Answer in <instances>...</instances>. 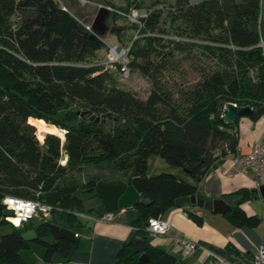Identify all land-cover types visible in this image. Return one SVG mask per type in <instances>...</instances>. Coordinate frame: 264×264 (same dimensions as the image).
Returning a JSON list of instances; mask_svg holds the SVG:
<instances>
[{
	"label": "trees",
	"instance_id": "obj_1",
	"mask_svg": "<svg viewBox=\"0 0 264 264\" xmlns=\"http://www.w3.org/2000/svg\"><path fill=\"white\" fill-rule=\"evenodd\" d=\"M149 1L152 10L142 9V0L106 4L110 15L126 20L131 10L145 13L140 27L127 20L138 29L137 37L120 43L131 42L129 68L150 80L147 95L140 97L116 83L118 65L93 60L103 35L85 29L83 23L91 19L80 20L60 0H0V224L11 227L0 236V264H27L21 250L30 246L20 235L29 221L16 226L4 219L11 213L2 202L5 195L52 205L46 221L76 232L85 224L78 212H105L97 180L76 179L82 165L114 161L118 169L146 175L149 157L157 155L200 176L217 156L237 153L239 117L224 122L226 102L251 106V119L264 116V47L259 46L264 0H169L172 12L165 15L155 8L162 0ZM197 45L211 62L198 79L165 73L170 54ZM128 118L133 122L127 127L116 125ZM37 120L62 129V140L47 131L39 140ZM195 191V185L172 173L147 176L142 193L151 202L134 204L133 235L119 249L118 264H137L136 240L145 243L148 264H175L174 255L150 243L148 219L154 206L163 211L174 206L175 198ZM85 192L97 196L98 203L85 208L79 195ZM239 193L225 196L234 198L236 209L224 216L235 226H254L257 218L238 207ZM33 226L45 261L55 253L67 258L77 245L78 237L47 241L44 221Z\"/></svg>",
	"mask_w": 264,
	"mask_h": 264
},
{
	"label": "crops",
	"instance_id": "obj_2",
	"mask_svg": "<svg viewBox=\"0 0 264 264\" xmlns=\"http://www.w3.org/2000/svg\"><path fill=\"white\" fill-rule=\"evenodd\" d=\"M235 127L238 136L237 154L247 153L256 140L264 143V116L256 119L240 116ZM150 161L151 156L148 159L147 176H150L148 172ZM92 164L99 166L86 169L81 182L91 179L97 181L123 179L134 172L133 168L118 169L114 161ZM85 165L88 164L82 165L81 171ZM232 168H234L232 157L220 155L211 162L198 180L193 179L184 168L171 170L178 178L195 185V194L206 200L225 198L233 192L240 191L241 201L238 207L258 220L256 225L251 227L235 226L224 213H215L196 206L183 209L174 205L160 211L159 217L167 221L169 227L165 235H151L150 243L174 255L175 264H210L208 250L230 262L249 263L258 244L264 242V195L259 193V189H255L251 171L227 173ZM244 189L249 190L248 198L242 194ZM188 212L199 216L201 221L194 220ZM112 213L114 214L112 221H94L81 216L85 224L76 229L77 245L69 256L64 258L61 254L55 253L50 261H45L43 251L42 253L39 251L38 264H118L117 253L123 243L133 235V222L138 212L132 205ZM49 236L53 241L52 236ZM176 238L194 241L205 249L198 248L188 254H181Z\"/></svg>",
	"mask_w": 264,
	"mask_h": 264
},
{
	"label": "rangeland",
	"instance_id": "obj_3",
	"mask_svg": "<svg viewBox=\"0 0 264 264\" xmlns=\"http://www.w3.org/2000/svg\"><path fill=\"white\" fill-rule=\"evenodd\" d=\"M64 3V5L69 9L71 13H73L80 20L87 21L92 20L97 12V2L99 4L108 6L107 1H112L116 5H122L123 0H60ZM169 0H162L155 5V8H160L162 11V15L169 14L172 12L170 6L168 4ZM98 4V5H99ZM108 4V5H106ZM150 4L149 0H142V9L144 8H152L147 5ZM152 10V9H151ZM107 24V30L101 37V41L103 45L95 51V56L93 60L95 61H106L108 59V44H120L123 42H127L129 38L134 39L135 35L138 33V29L133 27L125 18L122 16H115L111 14L107 20H105ZM117 31L119 35H117ZM137 37V36H136ZM210 60L204 58L201 54L200 48L197 46H193L191 49L183 52H173L164 60L165 73H168L170 76L181 79L183 78L186 81H194L198 79L201 68L209 67ZM112 68V67H110ZM183 72L182 76H179L177 72ZM116 83L126 89L131 90L135 94L140 97H145L150 89L151 83L148 77L141 74L137 69L130 66V73L127 77H124L121 73L115 74ZM46 123V122H45ZM48 124V123H47ZM36 126V125H35ZM45 131H38L36 126V135L39 140H42L43 133ZM63 133V130H62ZM57 134V133H56ZM59 135V134H57ZM60 136V135H59ZM61 140L62 137L60 136ZM157 155H151V161L149 164L148 172L150 176L156 175L160 172L172 173V169L174 168H182L181 166L174 165L164 161L163 159H159ZM159 160V161H156ZM159 162V163H158ZM97 164H88L84 166V169L76 175V179L78 182L83 181V177H85V171L88 168H96ZM99 181V180H98ZM80 197L83 198L85 208H89L98 203L97 196L90 193H81ZM33 225H39L43 222V220L39 218H32L29 220ZM11 230L9 224L2 223L0 224V236L2 234L8 233ZM47 241H51L50 236L46 237ZM30 246L27 249L21 250V255L25 259L27 264H38L37 261V252L43 251L42 245L35 241H30ZM39 255V254H38Z\"/></svg>",
	"mask_w": 264,
	"mask_h": 264
},
{
	"label": "water",
	"instance_id": "obj_4",
	"mask_svg": "<svg viewBox=\"0 0 264 264\" xmlns=\"http://www.w3.org/2000/svg\"><path fill=\"white\" fill-rule=\"evenodd\" d=\"M109 9L105 6H100L97 10L94 18L91 22L92 35H103L107 30V24L105 20L109 18ZM19 20V18H18ZM252 113V107L249 105H238L233 102H226L221 112V116L225 123L231 124L234 122L236 117L240 116H249ZM91 119H94L96 122L100 121V117H95L90 115ZM106 122L107 125H113L111 119H101ZM133 122V119H126L124 121H119L116 125L127 127L130 123ZM64 132V131H63ZM64 137V134H63ZM184 170L195 180L199 179L193 170L185 168ZM147 179V175H139L137 172H133L129 177L123 179H114V180H99L96 182V189L98 192V197L100 199L101 205L105 212H116L121 208L129 207L134 205L137 202H151L148 196L142 193V186ZM259 193L264 195V185L259 187ZM242 194L245 198L249 197V190H242ZM234 198L231 200H226L224 198H217L213 200H206L195 193L190 195L179 196L175 198L174 205L177 207H188L196 206L199 208H204L211 210L215 213H225L226 211H234L236 206L233 204ZM160 210L158 206H154L150 212V217H159ZM45 225L49 230V234L54 240L61 238L74 241L76 239L75 232L71 229L64 227H59L51 222L44 221ZM31 225L27 229L21 232V237L30 242L34 241L37 237L35 227ZM146 245L142 240H136L133 244V251L139 252L137 257V264H148V257L145 252Z\"/></svg>",
	"mask_w": 264,
	"mask_h": 264
},
{
	"label": "built area",
	"instance_id": "obj_5",
	"mask_svg": "<svg viewBox=\"0 0 264 264\" xmlns=\"http://www.w3.org/2000/svg\"><path fill=\"white\" fill-rule=\"evenodd\" d=\"M99 6L104 5L99 4ZM105 7L112 10L110 6ZM125 15L128 21L137 23L138 27H140L142 25L140 18L144 16L145 13H139L137 10H131ZM91 22L92 20L88 23H83L85 29L90 32H92ZM136 36L137 35L134 37ZM130 44L131 42L126 45H120L117 43L108 44V59L102 63L105 66L112 68L118 65L120 73L124 77H127L130 73L128 64ZM259 46L264 47V36L261 37ZM228 155L232 157L234 168L228 170L227 173L235 171L245 173L247 171H251L253 173L255 189L258 190L261 185H264V143L256 140L247 153H230ZM63 162L64 161H62V163ZM2 202L7 209L11 210V213L7 214L4 219L16 226L22 224L23 222H28L34 217L46 221L53 209L52 205L45 204L37 199H27L10 195H5ZM21 205L24 207H21ZM77 214L94 221H112L114 218V214L112 212H104L100 216H93L84 212H78ZM15 220H17V222H15ZM168 227V222L160 217H149L146 229L150 235L160 236L166 234ZM75 236L77 237L78 233L75 232ZM176 240L181 254H188L198 248L205 249L203 246L186 238H176ZM208 253L210 264H264V242L258 244L257 249L252 255L249 263L230 262L211 250H208Z\"/></svg>",
	"mask_w": 264,
	"mask_h": 264
},
{
	"label": "bare ground",
	"instance_id": "obj_6",
	"mask_svg": "<svg viewBox=\"0 0 264 264\" xmlns=\"http://www.w3.org/2000/svg\"><path fill=\"white\" fill-rule=\"evenodd\" d=\"M34 124L37 126L39 132L41 131L54 132L59 134L63 138L62 129L57 128L53 124H47L39 120L35 121ZM15 222H17V220H15Z\"/></svg>",
	"mask_w": 264,
	"mask_h": 264
},
{
	"label": "clouds",
	"instance_id": "obj_7",
	"mask_svg": "<svg viewBox=\"0 0 264 264\" xmlns=\"http://www.w3.org/2000/svg\"><path fill=\"white\" fill-rule=\"evenodd\" d=\"M21 207H24L23 205H21Z\"/></svg>",
	"mask_w": 264,
	"mask_h": 264
},
{
	"label": "flooded vegetation",
	"instance_id": "obj_8",
	"mask_svg": "<svg viewBox=\"0 0 264 264\" xmlns=\"http://www.w3.org/2000/svg\"><path fill=\"white\" fill-rule=\"evenodd\" d=\"M30 224H32L31 222H30ZM33 225V224H32Z\"/></svg>",
	"mask_w": 264,
	"mask_h": 264
}]
</instances>
